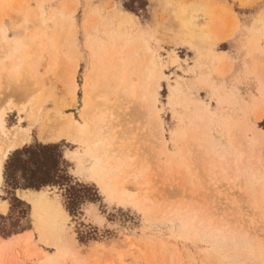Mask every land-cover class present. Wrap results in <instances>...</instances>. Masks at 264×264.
Wrapping results in <instances>:
<instances>
[{
  "label": "rangeland",
  "instance_id": "1",
  "mask_svg": "<svg viewBox=\"0 0 264 264\" xmlns=\"http://www.w3.org/2000/svg\"><path fill=\"white\" fill-rule=\"evenodd\" d=\"M87 84L146 183L123 199L41 138L50 115L82 123ZM0 107L29 135L8 158L59 145L99 193L71 217L59 187L11 191L0 155V264H264V0H0Z\"/></svg>",
  "mask_w": 264,
  "mask_h": 264
},
{
  "label": "bare ground",
  "instance_id": "2",
  "mask_svg": "<svg viewBox=\"0 0 264 264\" xmlns=\"http://www.w3.org/2000/svg\"><path fill=\"white\" fill-rule=\"evenodd\" d=\"M145 76L147 77V75ZM145 76L142 74L141 88L146 86ZM71 84L75 90L77 84L74 82L73 78H71ZM91 86L92 84L88 85L87 90L84 92L83 101L86 110L81 113L83 124L77 122L71 114H67L65 118H62L59 115H50L43 120L41 138L44 142H59L67 140L73 144L81 146L84 150H87L86 154L90 155L93 161V170L100 176L98 181L102 189L110 196H116V198L122 196L123 199V196H127L129 193L125 188L127 182L129 185L132 182L137 189L138 187L141 189L146 183L144 180H141L142 171L131 162L132 157H126L123 154L125 150L121 152L119 148H111L110 141L113 140L111 127L108 126L109 123L105 118L104 112L101 111L102 108L100 109L99 106L94 105V107L92 105L94 103L92 92L94 91H90ZM95 93L94 95L96 96ZM75 100L76 98L73 97V103H69L68 105L62 102L59 103L60 109L74 107ZM151 100H154V97H152ZM4 110L0 107V155L3 159H7L11 151L20 146H24L29 142V135L24 128L15 127L16 129L9 131L5 125V117L7 113ZM40 111L41 107L37 108V113H40ZM263 118L264 112L259 116L260 120ZM258 132L264 133V130H258ZM105 136L110 139L109 143H105L107 144L106 146H104L102 142ZM1 171L2 163L0 162V182L2 179ZM128 184L127 186H129ZM47 222L53 228L56 226V215L53 212L48 214Z\"/></svg>",
  "mask_w": 264,
  "mask_h": 264
},
{
  "label": "trees",
  "instance_id": "3",
  "mask_svg": "<svg viewBox=\"0 0 264 264\" xmlns=\"http://www.w3.org/2000/svg\"><path fill=\"white\" fill-rule=\"evenodd\" d=\"M133 6V1H131ZM132 6L124 5L127 11L136 13ZM67 162L59 145L36 144L14 151L5 163L4 180L11 191L18 189L40 191L47 187H59L64 190V205L71 217L81 214L86 203L97 202L99 193L95 186L74 182L67 171ZM13 202L22 203L14 197ZM14 204V203H13ZM4 230L0 228V234ZM17 233L10 230L5 236ZM89 232L80 233V241L85 240Z\"/></svg>",
  "mask_w": 264,
  "mask_h": 264
}]
</instances>
